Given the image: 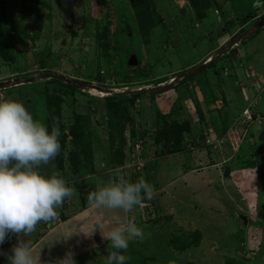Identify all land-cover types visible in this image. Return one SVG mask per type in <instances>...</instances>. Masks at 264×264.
I'll list each match as a JSON object with an SVG mask.
<instances>
[{
  "label": "rangeland",
  "instance_id": "rangeland-1",
  "mask_svg": "<svg viewBox=\"0 0 264 264\" xmlns=\"http://www.w3.org/2000/svg\"><path fill=\"white\" fill-rule=\"evenodd\" d=\"M188 1L0 0V82L31 80L0 94L18 99L49 132L53 117L59 120L60 153L38 171L59 172L78 192L57 209L59 220L41 222L20 238L38 239L46 225L75 224L79 231L70 247L76 250L68 249L75 264H105L114 250L104 238L109 230L98 243L91 239L99 238L98 215L89 222L79 218L88 193L113 178L117 165L107 161L121 149V130H134L146 133L144 179L155 186L156 199L151 204L146 198V207L125 214L145 233L121 251L130 257L125 264H140L134 252L144 254V264H264V119L251 126V146L260 158L251 168L231 160L214 130L220 114L237 115L244 107L241 87L253 98L252 84L261 86L256 110L264 109V26L257 24L264 0H196L197 9ZM240 38L245 65L237 50L229 51V59L222 55ZM132 55L134 72L128 65ZM221 56L223 67L213 70L218 75L210 68L204 72L208 58ZM181 75L188 79L186 88L178 84ZM160 91L151 102L150 93ZM121 95L137 98L121 101ZM160 134H173L181 151L158 157L154 142ZM124 167L133 166L125 161ZM125 168L131 180L136 170ZM173 237L185 247L173 245ZM16 244H0V261ZM62 245L52 246L57 260Z\"/></svg>",
  "mask_w": 264,
  "mask_h": 264
},
{
  "label": "clouds",
  "instance_id": "clouds-1",
  "mask_svg": "<svg viewBox=\"0 0 264 264\" xmlns=\"http://www.w3.org/2000/svg\"><path fill=\"white\" fill-rule=\"evenodd\" d=\"M241 41L240 38L234 43L229 42V49L223 50L225 54L222 55L228 54L231 50H237ZM214 62L213 59L208 58L203 65ZM252 86L254 88L250 93L251 96H258L259 93L257 95L256 90L261 91V86L256 84ZM248 91L246 89V92ZM241 97L243 99L242 93ZM259 100L260 95L257 105ZM245 106L246 102L237 113L238 117ZM255 123L258 122L251 123L250 127ZM59 124V120L53 117L51 132H49L42 120L35 119L18 99L12 96L5 98L0 94V244L4 243L9 233L15 234L18 238L17 244L11 249L12 254L6 257L9 264H41L39 255L33 254L32 241L20 237L31 236L41 222L59 220L57 209L63 207L65 200L78 196L77 190L69 186L59 172L54 171L50 176H45L38 171L42 165H48L60 153ZM210 131L209 129L208 132ZM253 140L254 138L249 137L247 143L251 145ZM146 142L147 139L142 156L145 146L148 147ZM133 144L132 142L126 150V162L129 160ZM125 161L119 166L120 168L114 169L113 178L88 193V207L121 210L127 214L145 202L146 198L151 204L154 203L156 199L154 186L146 182L143 177L138 178L136 182L126 178V174L121 169L125 168ZM146 164L140 170L125 169L136 170L133 174L144 173ZM78 231L76 225H69L68 235L64 238H70ZM104 238L110 242L109 247L114 249L109 252L105 264H125L130 257L121 254V251L126 252L129 241L133 239L144 240L145 233L137 226L134 218H124L118 226L108 231ZM72 256V252H66L64 257L56 260L54 264H75Z\"/></svg>",
  "mask_w": 264,
  "mask_h": 264
},
{
  "label": "trees",
  "instance_id": "trees-1",
  "mask_svg": "<svg viewBox=\"0 0 264 264\" xmlns=\"http://www.w3.org/2000/svg\"><path fill=\"white\" fill-rule=\"evenodd\" d=\"M35 1L36 2H42L44 0H35ZM188 2L191 3V5L193 6V8L197 9L198 3L196 2V0H189ZM245 18H247V17H245ZM172 45H173V47L175 46V44H172ZM235 51H236V49H235ZM223 58H224V60L229 59V53L226 54V55H224ZM223 58L221 57L217 61H215L214 63H210L209 65H206L207 68L204 70V72H207V69L210 68V69H212V72L211 73L213 75H218V72L217 71H213V70H214V67H218V68L219 67L220 68L223 67V63H222V65H221V63H218L219 61L222 62V59ZM46 60L47 59L40 60L39 61V64H41V66H43L44 65V62ZM129 68H130V70H133V72L136 70V68H134V67H129ZM147 73L148 72H144L143 71V75L144 76H146L145 74H147ZM191 79L192 78H190V80ZM179 80L180 81L178 82V84L180 86H185V88H186L187 87V81H188V79L184 75H181L180 78H179ZM238 90H239L238 92L240 93L241 90L240 89H238ZM261 91L258 92L259 95H260ZM68 92H70V90H68ZM160 95H163V93H161V91L160 92H155V93L154 92L153 93H150V97H151V100L150 101L151 102H154V98L156 99V98L160 97ZM136 98H137L136 95H134V96H123V95H121L118 99L121 100V101H123V100H131L132 103H133V102H135ZM25 105L26 106H29L28 104H25ZM228 112L227 113L220 114V116H218V118L220 117V119L218 120V124H219L218 125V130L217 129H214L217 132L218 138L223 137V135H225V133L227 132V130H229L235 124H237V120L236 119H238V116L236 114H234V113H230V112L228 113ZM257 112H261V113L264 114V110L263 109L262 110L259 109V111H257ZM260 118L261 119L258 120L259 123L262 122V120L264 119L263 115H261ZM125 132L126 131L121 130V132H120V138L118 140L121 149L116 150L115 152L113 151L112 154L110 153V159L107 162H108V164H111L112 163L111 164L112 166H116L117 165V167H118V166H121V165L124 164L126 150L129 149V145L132 142L134 143V141L136 139H139V140L146 139L145 137H142L143 135L146 134L144 132L143 133H140L141 136H139V134L136 133L134 130H131L127 134ZM72 134H73V131H72ZM160 136H161V138H160L161 140L156 136L157 138H155V142L153 141L156 144V146L159 147V150H160L159 151L160 153L158 152V155H157L158 157H165L167 155L174 154L175 152L181 151V148L179 146V143H177V141L175 140V137H174L173 134H167L165 136V138L162 136V134H160ZM125 137L128 138L127 139V142H125ZM249 137H252V138H255L256 137L254 135V132H253V130L251 129L250 126L247 127L245 140L241 143L238 151H235L234 152V151H231L229 149V154L231 155V160H234L236 162H239V165L241 167L243 166L245 168L246 167H250L251 168L252 166H256L258 164V160L260 159L259 157L257 158L256 154H254L255 153V148H253L250 144L247 143V140H248ZM202 140H203L202 142H204L205 139H202ZM208 146L210 147L211 145H208ZM224 146L227 147V148H229L227 145H224ZM164 148H167L168 149L167 150V153H164V151H163ZM144 172H145V170H144ZM140 177H143L144 178V173H139L138 172V173L134 174V176L132 177L131 181L132 182H136L138 180V178H140ZM146 182L150 183L149 182V177H148V180ZM59 214H60V216H62L61 213H59ZM104 221L106 223L108 220L105 219ZM103 224L104 223H102V225ZM109 224L112 225L110 222H109ZM110 228L112 229V227H110ZM95 240H97V242L99 241L98 238H95ZM170 240L173 242V243L171 242L173 245H175V246L180 245L179 244V237H173V238H170ZM180 246L181 247H185L184 245H180ZM180 246H178V247H180ZM141 252H142V250H141ZM140 254H141V256H139V253L134 252V255H133L132 258L136 257V259H137V257H138V260H139L140 264H144L145 261H147V260L145 259V256H144L143 253H140Z\"/></svg>",
  "mask_w": 264,
  "mask_h": 264
},
{
  "label": "crops",
  "instance_id": "crops-1",
  "mask_svg": "<svg viewBox=\"0 0 264 264\" xmlns=\"http://www.w3.org/2000/svg\"><path fill=\"white\" fill-rule=\"evenodd\" d=\"M250 14H248V15H250ZM252 36L253 35H251L249 38H251ZM237 40L238 39H236V41ZM241 46H242V44L240 43V46L237 47V52H238L237 54L240 57L238 62H241L242 65H245L246 61H248V63H249V60L247 59L245 52L242 53ZM245 58H246V60H244ZM171 155H176V154L167 155V156H165L166 158H164V159H168ZM185 175H188V174H182V177H184ZM85 202L87 203V200ZM95 214L98 215V217H99V219H96V221H97L96 232H97V235L99 236L98 239L103 238L104 229H107L110 231L111 230L110 227L114 228V227L118 226L119 223L121 222V220L126 218L125 213L122 211L120 213H118V210L93 209V208L88 207V205H86L85 212H84L83 216H81L79 219H82L85 216L88 219L87 220L88 222L89 221H95V219H93V216ZM105 219L108 220L106 223L104 221ZM109 222L112 225H110ZM102 223H104V224L102 225ZM84 225H85V223H84ZM63 227L65 229V232L56 233L57 230H61V229H63ZM46 228H48V230L46 229V233H45L46 235H44L38 239L32 240L33 254L36 256L39 255V259L41 261V264H54V262L57 260V256L54 257L55 250H54V248H52L54 243H56L57 245H58V243L63 244L62 246H59V248L60 247L62 248V249H60L62 254L59 255L58 259L63 258L65 255V252H71L72 250H74V251L76 250L73 247H70L72 244V237L73 236H71L70 238H67V239L64 238L68 235V226H66V225L63 226L61 224H60V226H55V225L54 226H51V225L47 226L46 225ZM11 238H13V240H11V239L5 240L4 242L9 241V244H12V243L16 242L18 239L15 234ZM23 239H25V238H23ZM28 239H30V238H28ZM91 239L94 240L95 238L93 237ZM50 242L52 243V245L49 244ZM49 248H52V249H49ZM69 248L71 251H68ZM64 250H65V252H64ZM48 256H50V257H48ZM43 257H44L45 263L41 260V258L43 259ZM0 264H9V262H8V260H4V261H0Z\"/></svg>",
  "mask_w": 264,
  "mask_h": 264
},
{
  "label": "built area",
  "instance_id": "built-area-1",
  "mask_svg": "<svg viewBox=\"0 0 264 264\" xmlns=\"http://www.w3.org/2000/svg\"><path fill=\"white\" fill-rule=\"evenodd\" d=\"M256 94L258 95L259 90H256ZM241 93L243 96V99L246 102V106L244 110L241 112L240 116L238 117L237 124H235L232 128L227 130L225 135L223 137L218 138L220 140L219 142L222 145H227L231 151H238L241 143L245 140L246 136V130L247 127L250 126L251 123L253 122H258L260 120V116L258 115L256 108L257 101H258V96H255L253 98H250L246 94V89L243 87L241 88ZM210 133V132H209ZM146 139H136L134 141V144L130 150L129 153V160L128 162H131L132 166L131 168H135L136 170H140L144 166V161H143V147ZM206 144L210 143V139H206L205 141ZM211 145V144H209ZM146 202H142L140 204V207H146Z\"/></svg>",
  "mask_w": 264,
  "mask_h": 264
},
{
  "label": "water",
  "instance_id": "water-1",
  "mask_svg": "<svg viewBox=\"0 0 264 264\" xmlns=\"http://www.w3.org/2000/svg\"><path fill=\"white\" fill-rule=\"evenodd\" d=\"M258 27L262 28L264 26V15L259 19L258 21ZM128 65L131 67H135L137 65V60L136 57L134 55H132L129 60H128ZM27 82H31V80H25V81H19L18 79H14L12 81H2L0 82V89L7 87V86H11L14 84H18V83H27ZM167 148H164V153H167ZM243 220H245V217H242Z\"/></svg>",
  "mask_w": 264,
  "mask_h": 264
}]
</instances>
